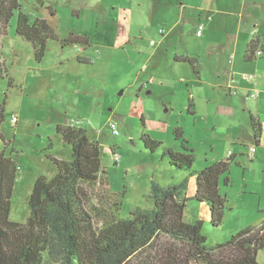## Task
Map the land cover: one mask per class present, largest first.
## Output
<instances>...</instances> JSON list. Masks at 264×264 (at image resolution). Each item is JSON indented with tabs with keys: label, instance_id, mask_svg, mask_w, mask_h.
Listing matches in <instances>:
<instances>
[{
	"label": "rangeland",
	"instance_id": "rangeland-1",
	"mask_svg": "<svg viewBox=\"0 0 264 264\" xmlns=\"http://www.w3.org/2000/svg\"><path fill=\"white\" fill-rule=\"evenodd\" d=\"M18 1L30 22L47 18L58 40H49L44 57L36 60L31 43L15 33L17 13L1 39L5 114L0 131L9 142L6 155L17 164L11 220L26 221L35 178L56 172L50 156L70 159L58 124L81 126L98 144L109 189L121 203L120 217L151 205V179L167 185L188 175L172 167L160 149H146L141 140L146 133L175 151H184L187 140L194 169L234 154L229 181L219 185L228 208L221 226L209 227L205 203L190 199L185 206L187 221H204L207 244L224 242L264 220V159L247 156L251 146L258 148L251 118L259 119L264 134V101L260 109L240 88L237 95L227 94L231 72L239 87L258 92L255 84L264 83L257 75V69L264 70V54L241 67L253 34L264 41V0H93L96 8L90 13L78 9L79 18L74 11L83 5L78 0ZM70 34L83 42L62 45ZM200 50L205 64L199 74L185 55ZM110 122L118 135L111 133ZM176 127L182 137L174 135ZM189 180L191 196L194 182ZM257 260L264 264V249Z\"/></svg>",
	"mask_w": 264,
	"mask_h": 264
},
{
	"label": "trees",
	"instance_id": "trees-1",
	"mask_svg": "<svg viewBox=\"0 0 264 264\" xmlns=\"http://www.w3.org/2000/svg\"><path fill=\"white\" fill-rule=\"evenodd\" d=\"M15 13V33L31 43L34 57L40 61L47 42L58 40L53 28L45 18L30 22L18 0H0V39ZM80 38L70 34L62 45L81 44ZM263 47L260 37H253L246 44L244 60H256ZM1 57L0 48V71L5 67ZM187 60L196 64L195 58ZM11 82L10 78L8 85ZM4 105L5 100H0V125ZM188 107H192L191 102ZM250 122L258 143L262 124L258 118ZM56 132L69 145L70 159L50 156L56 172L35 178L27 197L29 215L25 222H16L9 214L17 164L6 155L9 142L0 131L4 143L0 149V264H261L257 253L264 249V220L240 229L224 242L209 245L204 221L185 219L186 203L192 199L208 206L210 228L221 226L228 208L219 185L221 180L224 184L229 181L226 174L233 156L194 169L195 155L187 140L182 143L184 151H175L142 133L146 149H160L172 167L188 175L167 185L151 179L147 192L151 205L136 207L127 217H120L121 203L109 189L98 144L81 126L58 124ZM173 133L182 137L178 127ZM189 178L194 182L191 196L187 193ZM99 185L103 189L98 190Z\"/></svg>",
	"mask_w": 264,
	"mask_h": 264
},
{
	"label": "crops",
	"instance_id": "crops-1",
	"mask_svg": "<svg viewBox=\"0 0 264 264\" xmlns=\"http://www.w3.org/2000/svg\"><path fill=\"white\" fill-rule=\"evenodd\" d=\"M83 2H85V3H83ZM78 3H82V5H83V7H80L81 5H79L78 7H77V10L76 11H74L75 12V14H77L78 15V17L77 18H79V15H80V12L78 11V9H83V10H86L88 13H90L93 9H95L96 8V6H93V0H85V1H83V0H78V2H77V4ZM51 10H54V8H50L49 7V11H51ZM42 18V17H41ZM44 18V17H43ZM47 21H48V19L47 18H45ZM49 22V21H48ZM255 36H258V35H255V33L253 34V36L251 37V39L253 38V37H255ZM198 37H200V36H198ZM260 37V36H259ZM3 38V37H2ZM1 38V39H2ZM1 39H0V47H1ZM250 39V40H251ZM260 40H261V42H262V45L264 46V41H263V39H261L260 38ZM248 43V42H247ZM246 43V44H247ZM245 51V50H244ZM228 52V51H227ZM264 54V47H263V52L261 53V55H263ZM217 55H219V54H217ZM260 55V56H261ZM185 56H187V57H189V58H195V60H196V67H198L197 68V70H198V72H199V74L201 73V72H203V69H202V65L203 64H205V57H204V55H203V53L201 52V50L200 51H198V52H192V53H188L187 55H185ZM243 56H244V53H243ZM242 63L243 64H241V67H244V66H247L248 64H249V62H247V61H245L244 60V57H242ZM234 66H235V64H234V62H233V64L231 65V70L234 68ZM200 69V70H199ZM257 75H258V77L261 79V80H263L264 79V70L263 69H257ZM260 71V72H259ZM245 75H250V74H245ZM245 75H244V77H245ZM251 77L250 78H252V75H250ZM250 78H246L247 80H249ZM232 81V82H231ZM231 81H229V83H228V88H227V94H229V95H237L240 91H239V88L241 89V90H243V95L245 96V98L246 99H251V100H254V102L258 105V107L261 109L262 107H263V101H264V83L263 82H258V83H256L255 84V90H257L258 91V93H257V97L256 98H248L247 97V93L248 92H250V91H252V89H250L248 86H245V87H239V86H237L236 84H235V82H234V73L233 72H231ZM229 88H231V89H233L234 91H235V93L234 94H232V93H230L229 92ZM254 90V89H253ZM254 102H251V104H253ZM257 118V117H256ZM264 120V119H263ZM255 145L256 146H258V148H256L255 146V148H256V151H255V155H254V157L253 158H251V160L252 159H254V158H258L259 160H261V159H264V134L262 135V138H260V140L258 141V143L255 141ZM252 147V146H251ZM249 151V150H248ZM233 156H234V154H233ZM54 157H56V158H59V159H64V160H67L65 157H61L60 155H57V154H55L54 155ZM250 159V158H249Z\"/></svg>",
	"mask_w": 264,
	"mask_h": 264
},
{
	"label": "built area",
	"instance_id": "built-area-1",
	"mask_svg": "<svg viewBox=\"0 0 264 264\" xmlns=\"http://www.w3.org/2000/svg\"><path fill=\"white\" fill-rule=\"evenodd\" d=\"M202 29H203V26H202V24H198V28H197V31H196V35L197 36H201V34H202ZM261 52H258V54H260ZM251 76L250 75H245V78H250ZM229 92L230 93H232V94H234L235 93V91L233 90V89H231L230 88V90H229ZM257 93L258 92H255V91H250V92H248L247 93V97L248 98H256L257 97ZM12 122L13 123H16L17 122V118L15 117V116H12ZM109 129H110V131H111V133L113 134V135H118V129H117V126H116V124L114 123V122H110L109 123ZM255 151H256V148L254 147V146H252V147H250L249 148V151L247 152V156H248V158H253L254 157V153H255ZM231 153H229V155H230Z\"/></svg>",
	"mask_w": 264,
	"mask_h": 264
}]
</instances>
